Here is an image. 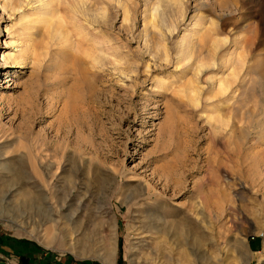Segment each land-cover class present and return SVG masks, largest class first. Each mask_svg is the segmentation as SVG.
I'll return each instance as SVG.
<instances>
[{
    "label": "rangeland",
    "instance_id": "rangeland-1",
    "mask_svg": "<svg viewBox=\"0 0 264 264\" xmlns=\"http://www.w3.org/2000/svg\"><path fill=\"white\" fill-rule=\"evenodd\" d=\"M0 264H264V0H0Z\"/></svg>",
    "mask_w": 264,
    "mask_h": 264
},
{
    "label": "bare ground",
    "instance_id": "bare-ground-1",
    "mask_svg": "<svg viewBox=\"0 0 264 264\" xmlns=\"http://www.w3.org/2000/svg\"><path fill=\"white\" fill-rule=\"evenodd\" d=\"M87 13H88V12H87ZM21 53H22V52H21ZM17 57H18V56H17ZM14 62H16V61H14ZM17 63H18V61H17ZM17 63H16V64H17ZM19 63H20V62H19ZM109 255H110V254H109Z\"/></svg>",
    "mask_w": 264,
    "mask_h": 264
}]
</instances>
